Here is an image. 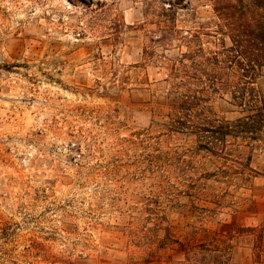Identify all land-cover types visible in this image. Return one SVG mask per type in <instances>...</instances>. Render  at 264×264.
<instances>
[{"label": "rangeland", "instance_id": "1", "mask_svg": "<svg viewBox=\"0 0 264 264\" xmlns=\"http://www.w3.org/2000/svg\"><path fill=\"white\" fill-rule=\"evenodd\" d=\"M205 4L0 0V264H264V134L212 154L242 114L165 81Z\"/></svg>", "mask_w": 264, "mask_h": 264}, {"label": "trees", "instance_id": "2", "mask_svg": "<svg viewBox=\"0 0 264 264\" xmlns=\"http://www.w3.org/2000/svg\"><path fill=\"white\" fill-rule=\"evenodd\" d=\"M178 1L197 11L192 0ZM198 1L211 8L212 31L170 29L162 40L166 50L178 40L179 50L185 51L174 58L163 55V66L168 71L165 81L183 109H197L210 96H228L242 114L232 123L203 129L218 145L204 148L215 154L223 151L228 137L256 141L264 134V0ZM204 36L211 40L204 42Z\"/></svg>", "mask_w": 264, "mask_h": 264}]
</instances>
